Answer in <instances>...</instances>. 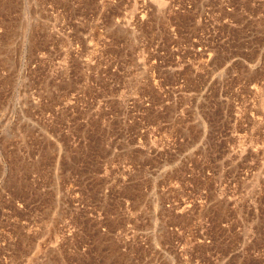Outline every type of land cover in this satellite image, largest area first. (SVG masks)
Returning a JSON list of instances; mask_svg holds the SVG:
<instances>
[{"label": "rangeland", "instance_id": "rangeland-1", "mask_svg": "<svg viewBox=\"0 0 264 264\" xmlns=\"http://www.w3.org/2000/svg\"><path fill=\"white\" fill-rule=\"evenodd\" d=\"M0 264H264V0H0Z\"/></svg>", "mask_w": 264, "mask_h": 264}]
</instances>
